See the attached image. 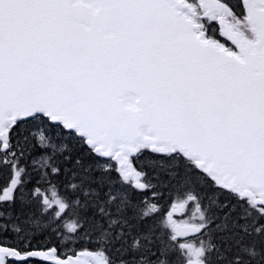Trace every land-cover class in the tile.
<instances>
[{"label":"snow or ice","instance_id":"6c2138e0","mask_svg":"<svg viewBox=\"0 0 264 264\" xmlns=\"http://www.w3.org/2000/svg\"><path fill=\"white\" fill-rule=\"evenodd\" d=\"M0 264H264V0H0Z\"/></svg>","mask_w":264,"mask_h":264}]
</instances>
